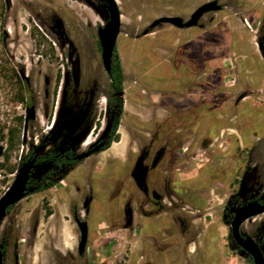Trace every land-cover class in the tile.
Returning <instances> with one entry per match:
<instances>
[{"label":"rangeland","instance_id":"rangeland-1","mask_svg":"<svg viewBox=\"0 0 264 264\" xmlns=\"http://www.w3.org/2000/svg\"><path fill=\"white\" fill-rule=\"evenodd\" d=\"M119 1L122 27L116 49L127 73L121 136L128 143L129 134L143 136L141 128L150 131L166 118L170 125L193 127L200 144L191 160L195 169L184 170V182L217 183L207 192H195L191 196L194 208L186 209L201 228L193 250L161 246L158 254H145L143 260L135 256L134 264H249L226 250L222 217L227 197L240 183L264 189V57L260 48L264 49V0H217L222 10L205 15L197 28L161 25L151 35L145 31L155 20H189L200 6L215 0ZM94 8L90 10L82 0H0V136L3 131L6 137L0 139V199L13 184L27 149L49 132L51 116L63 98L60 88L65 83L59 72L69 60L63 56L64 48L69 44L76 48L79 84L83 81V44L90 51L88 60H101L91 47L97 30L102 29L100 23L106 26L107 15L103 8ZM86 24L93 36L86 30L83 39ZM12 70L21 86L12 78ZM24 73L30 76L29 87ZM48 79L53 83L47 98ZM22 86L25 103L33 99L37 106L36 119L29 123L28 145L23 142L25 103L12 102ZM16 118H23V123ZM12 128H18L19 137L11 147ZM95 137L88 139L90 144ZM255 164L256 171L248 172L245 179L242 170L246 165L254 170ZM130 167L112 160L111 152L103 153L80 164L52 190L18 203L0 228L5 264H71L81 237L74 207L88 220L89 264H130L140 247L133 227L143 218L135 216L133 225L126 228L128 218L122 212L126 195L119 198L113 193L116 180L128 181ZM93 169L102 181L90 178ZM89 181L94 202L85 217L84 197L78 188L85 185L89 190ZM114 221L123 225L114 227ZM251 222L264 223V214ZM159 225L147 223L139 241L160 242Z\"/></svg>","mask_w":264,"mask_h":264},{"label":"flooded vegetation","instance_id":"flooded-vegetation-1","mask_svg":"<svg viewBox=\"0 0 264 264\" xmlns=\"http://www.w3.org/2000/svg\"><path fill=\"white\" fill-rule=\"evenodd\" d=\"M82 1L83 4L90 5V10L92 11L95 9L94 6L103 8L107 15L106 25L110 22V9L106 0ZM115 1L119 7L120 1ZM136 1H140L142 3L148 2L147 0ZM100 26L102 29L97 30L98 37L94 40L95 45L92 46L91 49L93 53H100L101 60H88V53L90 51L89 48L83 44V58L85 59L83 60V68L81 67V69H83L82 84H79L78 79L80 62L77 61L75 56H73L76 48L70 44L68 49L64 48L65 55L63 56H67L69 60L66 61L65 64H61L63 71L59 72L60 74H63V81L65 83L64 86L61 85L60 88V94L61 91H63L62 107L59 110L60 104L58 105L56 103L58 106L55 107L53 116H51V126L49 128V132L39 138L40 140L36 143V146L28 148L25 155L21 158L20 167L25 163L36 160L34 168L31 171L30 180L27 184L28 196L26 198L31 195L42 194L52 190L58 186L59 183L67 180L70 174L73 173L80 164L109 151L113 145L112 144L108 149L103 150V147H105L108 143L109 131L106 133L102 132V128L104 125L111 127V124L114 123V118L109 115V92L111 90L110 85L112 83L110 74L112 73V69L110 72H107L104 66L100 42V31L104 28L102 23H100ZM170 26L174 27L173 25ZM88 28L89 24H86L85 28H83V39H85V36L88 34L86 30H89L91 33V30ZM149 28L147 30H149ZM156 29L149 30L148 34L145 35H151ZM91 36H93L92 33ZM104 73L106 75V81L103 80ZM24 82L28 87L31 84L30 76H26V73H24ZM52 83L53 80H46V89L44 94L47 98L51 95L50 87ZM103 96H105V102L103 101L102 104L100 103V100L103 99ZM122 97L124 98V96ZM25 107L26 112L29 108L35 107L36 119L37 106L35 105V101L33 99L26 101ZM125 107L126 105L124 99V110L126 109ZM122 120L118 129L119 135ZM167 122L168 119L166 118L160 123L154 125L153 129L150 131H144L141 128L139 133L143 134V136H137L134 133L129 134V149L124 160H127L126 165L131 166L130 177H128L127 182L125 181L126 179H120L114 182V195L119 198L122 195H126V202L124 204V206L126 205L125 212L124 208L122 211L124 216L126 215L128 218L126 228L133 225V219L135 216L143 218L142 222H139L133 227L134 239L140 243V247L137 252L133 254L130 264H134V259L137 255H140L143 260L145 254H158L162 250L161 246H167V248L174 250H183V248L184 251L190 249L193 250L192 245L197 237L200 236L201 228L196 223L194 218L195 216L193 217V212H189L186 209L194 208V205L191 204V196L195 192L198 193L200 190L207 192V190L213 188L217 184L213 182L200 185L198 179L197 184H194V181L188 183L184 182V170H186L188 166L195 169L194 163L191 162V160H194V157L197 155L200 141L198 140V135L195 134L193 127L189 129L188 126L170 125ZM28 129L26 131L25 140L23 135V142L27 145ZM90 131H92V133L88 135ZM93 135L96 137L90 144L88 139L91 140ZM195 138L197 140H195ZM185 145H187V147L183 150ZM98 146H102L99 152L91 154L81 160L78 159L80 155H85L93 151ZM111 159L120 160L117 158ZM45 160L48 161V164ZM245 160L249 159L245 158ZM256 160H262V158H258ZM73 163L75 166L72 171H68L66 174V167H68V165H72ZM256 166L257 165L255 164L253 169ZM49 170H51V172L46 174ZM250 171L255 172L256 170L249 169L246 165L242 170L241 175L247 179L249 176L248 172ZM89 176L97 182L98 180L102 181L98 179V174L95 169L91 170ZM52 182H56L55 185L47 189H42V187H46ZM89 186V190L85 185L79 186L78 188V192H80L81 197H84L81 201V206L85 212V217H89L91 207L94 202L93 183L90 182ZM136 189L138 191L137 194L135 193ZM205 200L206 197H204V201ZM255 202L264 206V189L262 190L254 185L248 186L245 182H242L240 183L239 188L235 192H230L227 197L222 217L223 224L227 230L225 240L226 250L233 257H236L239 260H244L249 264H255L254 260L251 254L241 247L235 240L233 223L238 209L251 205ZM132 206H135L133 210L131 208ZM14 207L15 206L9 208L7 213L9 214ZM80 213L81 210L78 211L77 207H74L73 217L75 222L78 218L88 224V220L83 219V216ZM118 213L119 212H115V216L117 218L120 217V213ZM263 214L264 213L258 216ZM256 217L245 220L239 227V234L243 240H247L248 238L252 239L264 254V223L251 222V220ZM147 223L151 225L160 224L159 230L162 233L160 242L156 240L153 245H151L149 240H143L142 242L139 241V237L141 236L142 231L144 232V227ZM121 225L123 224L116 221L114 227H120ZM88 230L89 243V224ZM88 243L87 248L82 255L79 253L78 245V248L75 250L76 252L74 254V258H71V264H89L86 259L88 253ZM2 250L4 253L5 264V252L3 248Z\"/></svg>","mask_w":264,"mask_h":264},{"label":"water","instance_id":"water-1","mask_svg":"<svg viewBox=\"0 0 264 264\" xmlns=\"http://www.w3.org/2000/svg\"><path fill=\"white\" fill-rule=\"evenodd\" d=\"M106 1L110 9V22L104 27L102 31H100V42H101L104 66L107 72H110L112 60L117 48L118 38L121 34L122 22H121V14L117 2L115 0H106ZM222 8H223L222 5L219 4L217 0L211 1L200 6L192 14V16L188 21H185L181 17H163L153 22L149 30L156 29L157 27L163 24H170L178 29L196 28L200 25V22L205 15L209 13H217L221 11ZM149 30H147L145 34H148ZM260 48L264 57V49L262 47ZM122 96H124V92L122 93ZM62 104H63V98L61 97L60 109L62 107ZM35 113H36L35 107H31L27 110V117L25 120L24 140L26 139V131L28 129L29 122L35 120ZM109 129H110L109 126L104 125V127L102 128V132L106 133L109 131ZM91 133L92 131H90L88 135H90ZM101 148L102 146H98L93 151L85 155L83 154L80 155L78 159L81 160L91 154L97 153L101 150ZM35 162L36 160H33L29 163H25L18 169L13 184L0 199V228L3 224V221L8 215L7 212L9 208L16 206L18 203H20L23 199H25L28 196L27 184L30 180L31 171L34 168ZM262 213H264V206H261L258 202H255L251 205L238 209L233 223L235 240L241 247H243L246 251H248L251 254L255 264H264V254L260 250L259 246L252 239L248 238L247 240H243L241 238L239 234V227L245 220L256 217ZM76 223L80 230L81 237L79 242V253L82 255L85 252L88 243V236H89L88 224L87 222L80 220L78 218L76 219ZM0 264H4V253L1 245H0Z\"/></svg>","mask_w":264,"mask_h":264},{"label":"trees","instance_id":"trees-1","mask_svg":"<svg viewBox=\"0 0 264 264\" xmlns=\"http://www.w3.org/2000/svg\"><path fill=\"white\" fill-rule=\"evenodd\" d=\"M112 73L110 74V79L112 81L110 87L111 90L109 92V115L110 117L114 118V123L111 124L110 130L108 132L109 139L107 145L103 147V150L108 149L114 142H118L120 140V135L118 134V129L120 127L121 120L124 115V98L122 97V93L124 92V73L122 69V62L118 55L117 50L115 51L113 60H112ZM12 78H16L20 84L22 85L21 81L18 79V74L15 70H12ZM23 86L20 88V92L15 93L12 102L13 103H25V97L23 93ZM16 122L22 124L23 118H16ZM19 137V130L18 128H12L9 130V142L10 146L12 147L14 143L17 141ZM0 139L3 141L6 139L4 132L2 131V135L0 136ZM46 161V160H45ZM72 161V160H70ZM48 164V161H46ZM74 163L72 165H68L66 167V174L68 171H72L74 167ZM51 170H49L46 174H49ZM65 174V175H66ZM56 182H52L48 186L42 187V189H47L49 187H52L55 185Z\"/></svg>","mask_w":264,"mask_h":264},{"label":"crops","instance_id":"crops-1","mask_svg":"<svg viewBox=\"0 0 264 264\" xmlns=\"http://www.w3.org/2000/svg\"><path fill=\"white\" fill-rule=\"evenodd\" d=\"M121 62H122V60H121ZM123 72H124L125 83H126V75H127V73L125 71V67L124 66H123ZM125 112H126V109H125ZM124 140L125 139H124V137L121 136V132H120V140H119V142L113 143L111 149L109 151H107V152H111V158L120 159V161H122L125 164V163H127V160H124V159L127 156V151L129 149V142L126 143ZM107 152H105V153H107Z\"/></svg>","mask_w":264,"mask_h":264},{"label":"bare ground","instance_id":"bare-ground-1","mask_svg":"<svg viewBox=\"0 0 264 264\" xmlns=\"http://www.w3.org/2000/svg\"><path fill=\"white\" fill-rule=\"evenodd\" d=\"M59 104H61V102ZM59 109H60V105H59Z\"/></svg>","mask_w":264,"mask_h":264}]
</instances>
